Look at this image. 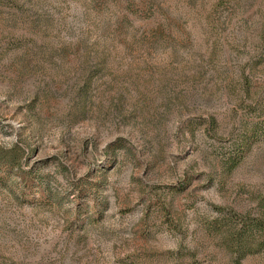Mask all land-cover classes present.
<instances>
[{"label": "rangeland", "instance_id": "rangeland-1", "mask_svg": "<svg viewBox=\"0 0 264 264\" xmlns=\"http://www.w3.org/2000/svg\"><path fill=\"white\" fill-rule=\"evenodd\" d=\"M263 200L264 0H0V264H264Z\"/></svg>", "mask_w": 264, "mask_h": 264}, {"label": "trees", "instance_id": "trees-1", "mask_svg": "<svg viewBox=\"0 0 264 264\" xmlns=\"http://www.w3.org/2000/svg\"><path fill=\"white\" fill-rule=\"evenodd\" d=\"M239 155V154H238ZM241 155V154H240ZM239 161L238 158L229 160L228 170L232 169ZM212 227H218L226 235L227 242L233 246L234 252L238 259L243 258L251 253V247L259 240L260 246L264 247V200L262 207L256 214L236 217H222L221 220L215 221Z\"/></svg>", "mask_w": 264, "mask_h": 264}]
</instances>
